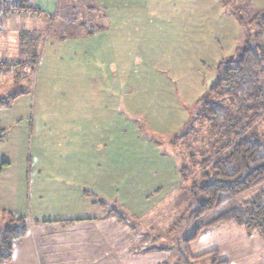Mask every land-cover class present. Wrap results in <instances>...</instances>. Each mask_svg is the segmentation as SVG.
I'll return each instance as SVG.
<instances>
[{
    "label": "rangeland",
    "instance_id": "1",
    "mask_svg": "<svg viewBox=\"0 0 264 264\" xmlns=\"http://www.w3.org/2000/svg\"><path fill=\"white\" fill-rule=\"evenodd\" d=\"M175 1L179 3V0ZM190 1L178 4L177 8L187 12L191 8ZM220 1L228 13L239 9V15L247 23L264 11V0ZM40 15L38 9V16L30 18L38 19ZM228 20L241 26L239 34L236 29L230 34L239 35L232 45L234 50L230 54H234L245 40V28L235 17L231 18L222 9L219 10L215 0H200L195 12L185 21L188 30L198 28L203 31L204 44L216 39L227 49L231 44L225 41L230 40V37H225ZM182 23L181 20L174 22L172 18L168 27L160 29L162 23L153 22L152 35L145 39L138 52L123 49L119 55L122 67L113 70L122 83V100L118 97L102 99V104L99 103L94 110L105 109L106 125L104 122L98 123L101 127L93 124L97 129L90 131L84 130L85 127L79 124L83 119L76 116L90 110L93 102L98 103L97 98L95 101L86 97V91L90 90L91 96L100 93V87L95 82L111 74L110 63L102 66V62L97 60V64L92 63V69L84 71L81 67L82 61L86 60L85 55L75 54L62 41L59 44L54 42L51 27L48 26L39 32L26 28L25 32L30 36L22 43L19 40L21 34L15 26L8 28L12 29L11 33H7L8 29L0 33V61L17 63L15 68L9 67L13 72H0V130L5 131L0 143V159L9 162L3 169L1 181L10 189L0 192L8 195L0 197L5 221L9 213L7 210L15 206L20 207L26 217L32 212L31 208L38 216L72 215L77 207H70V203L59 198V193L88 185L97 191L98 199L104 201L105 195L100 197L98 191L109 188L130 212L143 214V218L129 214L131 224L136 227L133 231L146 242L158 237L161 241L154 246L155 249L165 247L167 242L179 236L188 235L193 226L198 225L187 223L184 219L191 211L193 196L188 188L172 190L176 170L171 162L179 171L183 163L189 162L191 154L197 155L198 159L202 156L223 157L225 154L221 138L213 135L209 125L199 118L200 111L197 112L194 107L196 102L184 106L183 115L178 113V102H190L195 94L199 99L216 81V71L209 70L211 59L206 50L202 55L196 53L194 43L199 40L193 32L192 36L186 37L180 29ZM10 34L16 38H8ZM32 52L37 56V63L25 67L27 65L22 62L31 57ZM202 62L209 65L205 66ZM15 72L25 75L16 79ZM83 78L92 80L90 87ZM131 102H135V111L126 108L128 104L132 105ZM109 128L117 132L120 130L121 137L110 135ZM88 133L90 138L85 141ZM248 137L264 141V119ZM99 140L101 143H98ZM87 144L91 151H88ZM164 152L175 158L178 165L173 160L168 162ZM89 154L90 159L94 158L98 164H68L69 161L88 159ZM114 159L121 162L111 161ZM39 164L42 166L39 167ZM97 173L100 180H96ZM156 186L164 188L163 194L150 198L151 201L146 200V191ZM15 191L20 195L11 196L10 193ZM149 194L155 195L152 190ZM254 195V192H248L211 215L238 206ZM36 196L41 197L38 207L34 204ZM114 201L111 203L117 206V200ZM153 207L154 213L147 216L146 212ZM1 220L0 227L5 224ZM142 245L146 244L137 248Z\"/></svg>",
    "mask_w": 264,
    "mask_h": 264
},
{
    "label": "crops",
    "instance_id": "2",
    "mask_svg": "<svg viewBox=\"0 0 264 264\" xmlns=\"http://www.w3.org/2000/svg\"><path fill=\"white\" fill-rule=\"evenodd\" d=\"M186 1L179 0V3H176L175 0H32L33 6L42 12L40 17L38 19L27 17L24 21H12L13 24L10 21L3 31L6 32V29L15 26L18 32H25L26 28L33 32H39L48 26L51 27L54 42L59 44L62 41L63 44H68L75 54L85 55L86 60L82 61L83 67H81L84 71L92 69V63L97 64V60L102 62V66L110 63L111 74L95 82L100 87V93L91 96L90 90L86 91L88 94L86 97H91L94 100L97 98L98 103L93 102L90 110L81 112L76 116L83 119L80 120L79 124L85 127L84 130L89 129L90 131L93 128V130L97 129L93 124L104 122L106 125L104 106L101 105L104 110L99 108L94 110L96 106L102 104L100 102L102 99L109 100L118 97L122 100V83L113 71L122 67L119 62L120 53L123 52V49H134L138 52L140 50L138 48L145 44V39L151 37L154 29L153 22H161L162 27L160 29H164L166 26L168 27L172 18L174 22L181 20L183 23L180 29L185 32L186 37H190L192 32L194 33V36L199 40L194 43L197 47L196 53L202 55L203 51L206 50L211 59L209 70L216 71L217 77V66L220 61L233 55L230 54L234 50L232 45L239 36L241 26L228 20V34L225 33V37H230V40L225 41L231 44L227 49L216 39L211 42L204 40V44L203 37L205 34L203 31L198 28L193 31L188 30L187 21H185L195 12L200 0H191L189 2L191 8L187 12L177 8L178 4L183 5ZM215 2L219 10L222 9L229 17L234 18L232 13L223 9L220 0H215ZM233 29H236L238 34L230 36ZM8 31L7 33H11L12 29L11 31L8 29ZM7 37L13 38L15 36L10 34ZM66 37L69 38L68 41L65 40ZM107 54L110 56L106 57ZM202 64L209 65L208 62H202ZM82 80H85L86 85L91 86L92 80L90 78H83ZM198 97L195 94L190 102H182L181 104L178 102L176 106L179 116L183 115L184 106L194 104ZM131 104L127 105L128 110L136 108L135 102H131ZM182 106L183 110L181 111ZM98 126L101 127V124ZM110 135L120 138L121 131L117 132L116 129H110ZM89 138L90 133L85 137V141ZM98 143H101V140ZM87 145L90 148L88 151H91L92 148L89 144ZM167 153L164 152V155H167L168 162L173 160L178 165L177 160L168 156ZM87 156L88 159L72 161V163L69 161L68 164H98L94 158L90 159V154ZM111 161L121 162V160L116 159ZM171 164L175 166L176 170L172 190L177 191L179 188V191L183 188L187 190L188 187L180 179L177 166L173 162ZM40 166L42 165L39 164ZM135 172L139 173L138 171ZM2 176L3 171L0 173V192L9 191V186L1 181ZM96 180H100L98 173ZM151 190L155 195L149 194ZM151 190H145L147 193L146 200L151 201L150 198L161 196L164 188L156 186ZM86 193H90L92 196L89 194L87 196ZM10 194L11 196L20 195L16 191ZM21 195L23 196V193ZM98 195L102 198L105 195L104 201L110 205H113L111 202L117 200V208L125 210L130 215L133 213L136 218L144 217L139 212H130L125 208L123 202L118 200L109 188L98 191ZM5 196L8 195L0 194L1 198H5ZM98 197L97 191L88 185L79 187V190L74 188L64 190L59 193V198H63L65 203H70V207L75 206L77 209L73 211L72 215L61 217L38 216L33 213L32 208L30 209L32 212L26 217L20 207L9 208L7 211L15 217H25L29 227L24 237L14 241L12 260L5 264H165L173 261V254L168 251L150 249L143 253L133 252L142 243L139 234L133 231L131 226L118 222L114 216H109V208H104L95 202L101 200ZM40 200L41 197L36 196L35 207H38ZM30 205H32V201ZM154 208L146 212L147 216L154 213ZM2 209L4 206L3 208L0 207V220L4 217ZM206 219L196 222L200 224ZM1 221L7 222L4 219ZM59 221L76 222L70 226H63L58 223ZM2 227H0V231ZM189 249L194 257L210 251H218L220 259L228 264H264V239L257 234H248L245 228L234 222L220 224L209 232L201 234L197 240L190 243Z\"/></svg>",
    "mask_w": 264,
    "mask_h": 264
},
{
    "label": "trees",
    "instance_id": "3",
    "mask_svg": "<svg viewBox=\"0 0 264 264\" xmlns=\"http://www.w3.org/2000/svg\"><path fill=\"white\" fill-rule=\"evenodd\" d=\"M14 8L33 9L34 6L32 0H0V33L12 21L11 11ZM236 10L232 14L245 28V40L233 55L220 61L216 81L194 106L197 112L200 111L201 121L209 125L213 135L221 138L225 155L202 156L198 159L197 155L191 154L189 162L181 165L180 179L193 196L191 211L184 219L187 223L195 224L197 220L207 219L197 226L194 225L188 235L179 236L159 249L173 254V261L165 264H228L220 259L218 251L194 257L189 249L190 243L201 234L223 223L234 222L245 228L248 234H257L264 239V141L248 137L264 119V11L247 23L239 15V9ZM20 34L21 43L30 36L24 31ZM32 53L31 57L21 61L27 65L25 67L37 63V56L35 52ZM0 72L11 73L13 69L8 67L5 70L0 69ZM15 73L16 79L25 75ZM4 135L5 131L0 130V143ZM8 165V161L0 159V173ZM248 192H254L255 195L238 206L211 215ZM86 194L92 196L90 193ZM95 202L104 208L108 207L109 216L116 217L118 222L136 230L126 211L103 200ZM75 222L58 223L70 226ZM28 227L25 217L17 218L8 213L7 222L1 228L3 239L0 241V264L12 260L13 243L26 235ZM160 241L158 237L147 242L143 239L141 244L146 245L134 249L133 252L143 253L155 249L154 246Z\"/></svg>",
    "mask_w": 264,
    "mask_h": 264
},
{
    "label": "built area",
    "instance_id": "4",
    "mask_svg": "<svg viewBox=\"0 0 264 264\" xmlns=\"http://www.w3.org/2000/svg\"><path fill=\"white\" fill-rule=\"evenodd\" d=\"M37 16H38V8H33V9L14 8L11 11L12 21H18V20L26 19L27 17H37ZM16 66H17V63H14L12 61H8V60L0 61V69H3V70L7 69L8 67L15 68Z\"/></svg>",
    "mask_w": 264,
    "mask_h": 264
}]
</instances>
